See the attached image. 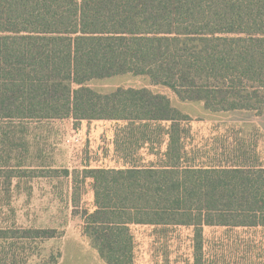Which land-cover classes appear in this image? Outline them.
<instances>
[{
  "label": "trees",
  "instance_id": "1",
  "mask_svg": "<svg viewBox=\"0 0 264 264\" xmlns=\"http://www.w3.org/2000/svg\"><path fill=\"white\" fill-rule=\"evenodd\" d=\"M130 73L212 112L264 114V0H0V264H56L41 244L63 235L2 213L16 188L72 176V215L107 264H134L133 225L264 228L263 134L236 125L190 144L191 117L162 92L86 83ZM114 121L119 167L33 163L41 123ZM41 150V149H40ZM39 150V151H40ZM143 152L153 156L144 161ZM89 182L91 208L80 203ZM33 256L36 261L31 262Z\"/></svg>",
  "mask_w": 264,
  "mask_h": 264
},
{
  "label": "rangeland",
  "instance_id": "2",
  "mask_svg": "<svg viewBox=\"0 0 264 264\" xmlns=\"http://www.w3.org/2000/svg\"><path fill=\"white\" fill-rule=\"evenodd\" d=\"M93 90L110 92L117 87H147L165 93L171 104L191 117V145L200 146L212 135L213 128L236 125L248 135L252 127H259L264 137V114L254 115L247 110L212 112L198 101H181L162 86L150 84L147 77L130 73L108 78L93 79L86 83ZM114 121L97 120L73 125L71 120L50 121L39 124L33 134L40 142L34 152L33 163L46 168L80 169L83 165L119 167L122 161L113 150ZM79 137V143L74 141ZM264 152V138L260 140ZM41 149V150H40ZM40 150V151H39ZM144 161L153 156L143 152ZM74 183L68 177H37L27 185L16 188L11 209L12 220L23 226L53 227L63 232L41 244V255L60 251L56 264H107L102 260L90 240L80 232V218L72 215L71 196ZM80 205L91 208L93 193L89 182L79 186ZM11 213V214H10ZM135 239L134 264H192V228L170 227L168 230L148 225L131 226ZM204 256L211 264H264V228H225L206 226L203 229ZM36 261L33 256L31 262Z\"/></svg>",
  "mask_w": 264,
  "mask_h": 264
},
{
  "label": "built area",
  "instance_id": "3",
  "mask_svg": "<svg viewBox=\"0 0 264 264\" xmlns=\"http://www.w3.org/2000/svg\"><path fill=\"white\" fill-rule=\"evenodd\" d=\"M74 141H75L76 143H79V137H78L77 135L74 137Z\"/></svg>",
  "mask_w": 264,
  "mask_h": 264
}]
</instances>
